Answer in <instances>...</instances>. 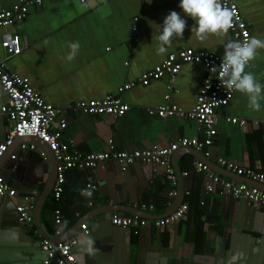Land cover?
<instances>
[{
	"label": "crops",
	"instance_id": "crops-1",
	"mask_svg": "<svg viewBox=\"0 0 264 264\" xmlns=\"http://www.w3.org/2000/svg\"><path fill=\"white\" fill-rule=\"evenodd\" d=\"M16 1L0 0V11L12 7ZM179 3L180 0H96L84 4L79 0H44L41 6L30 7L22 22L0 28V41L3 34H17L24 46L19 56L7 61V68L28 78L44 101L62 110L61 116L67 121L63 135L83 153L106 151L110 140L118 150L127 152L155 145L166 147L183 137L202 140L204 133L196 121L176 116L160 118L148 113V109L167 103L166 94H170L171 104L188 111L193 109L206 77L201 64L183 65L173 80L164 77L147 86L138 81L143 71L159 65L169 54L191 48L223 56L224 44L232 41L230 30L224 37L198 40L191 32L194 21L183 16ZM238 6L251 37L264 40V0H238ZM171 11L181 14L187 26L183 39H174L172 47L158 54V25ZM74 42L79 43V49L69 60L72 51L69 45ZM258 52L246 71L264 84V49ZM3 58L0 48V60ZM132 81L137 85L123 94L130 109L121 118L88 115L74 109L78 102L117 94L118 87ZM6 100L0 86V108ZM260 103L261 110L253 111L248 107L247 96L236 91L229 105L218 108L216 134L209 149L211 157H205L202 152L198 155L191 148L178 150L174 159L181 179L176 176L175 185L166 179V167L159 164L135 162L123 170L110 160L94 169L69 170L61 201L62 239L48 233V225L49 228L54 225V211L49 209L54 203L52 189L40 213L43 231L56 239L51 241L52 245L77 238L79 242L73 253L78 264H264V210L255 207L252 211L245 199H235L220 191L208 193L206 185L210 179L194 171L196 160L205 164L208 160L212 171L219 174L222 167L217 158L224 157L241 167L264 172L261 125L264 100ZM229 117L244 119L246 125L229 123L226 120ZM8 128V119L0 114V144L5 141ZM25 140L35 143L37 149L22 151L20 142L16 141L0 161V174L16 189L12 201L8 197L3 201L0 264H39L42 255L38 229L17 225L13 208L28 205L29 190L42 191L43 181L52 171L51 182L54 180L56 161L43 143ZM12 154L16 159H11ZM170 159L171 162L173 156ZM186 171L190 174L183 176ZM231 174L233 177L219 175L240 181V176ZM86 183L95 185L90 199L81 192ZM89 200L92 206L88 205ZM181 200L189 205L186 219L169 229H151L149 225L138 231L121 229L119 233L111 217L122 212L104 210L108 205L139 210L137 206L144 203L155 208L153 212L143 211L147 215L144 218L150 214L153 218L170 212ZM83 222L88 225L89 233L79 227ZM87 240L93 242L94 255L85 251ZM118 242L120 246L114 253Z\"/></svg>",
	"mask_w": 264,
	"mask_h": 264
},
{
	"label": "built area",
	"instance_id": "built-area-1",
	"mask_svg": "<svg viewBox=\"0 0 264 264\" xmlns=\"http://www.w3.org/2000/svg\"><path fill=\"white\" fill-rule=\"evenodd\" d=\"M43 1L17 0L12 7L1 10L0 28L11 27L16 23L22 22L28 16L30 7L41 6ZM79 1L84 4L96 0ZM221 3L234 10L233 27L229 29L232 41L243 42L251 38L250 28L240 11L238 0H221ZM134 28L136 27L134 26ZM0 48L4 54V58L0 60V86L7 97L6 103L0 108V114L4 115L9 121L6 139L0 144V161L18 139H22L19 146L22 151L33 152L37 149L36 144L27 142L26 138H37L41 143L46 144L56 161V178L52 187V199L56 204H59L62 200L66 174L69 170L84 171L94 169L99 164L110 160L116 161L123 170L135 162L163 165L166 167V179L175 185L177 178L170 158L178 150L190 148L197 152H202L205 157H211L209 149L216 134L214 129L216 110L229 105L236 92L235 89L223 88L220 85L219 66L223 56L208 51H195L191 48L181 49L169 54L159 65L143 71L138 81L141 85L147 86L151 81L160 80L164 77L173 80L183 65L188 63L201 64L206 71V77L204 84L199 89L193 109L188 111L178 105L171 104L170 94H166L164 99L167 103L148 109V113L152 116L157 115L160 118L176 116L194 120L204 133V139L183 137L166 147L155 145L150 149H136L131 152L118 150L113 140H110L106 151L83 153L75 146L72 140L66 139L63 135L67 127V121L61 116L62 110L52 103L44 101L31 86L28 78L22 77L7 68V61L23 52L22 38L17 34H3ZM212 67H216V70L212 71ZM136 85L135 81L125 83L118 87L117 94H108L100 100L78 102L74 109L88 115L121 118L130 109V106L123 100V94ZM226 120L240 127L246 125V121L238 117H229ZM256 122L258 123V121ZM261 125L264 127V122ZM11 159H16V155L12 154ZM217 162L220 167L225 168L228 172L249 181L236 182L227 179L212 171L203 161L196 160L194 171L203 173L210 179V183L206 185V191L214 193V191L219 190L221 193L235 199H245L250 205L261 207L264 210V190L251 184H264V172L241 167L236 162L224 157H218ZM189 174L190 172L186 171L183 176H188ZM94 191L95 185L93 183H86L81 189L82 194L89 199L94 195ZM15 192L16 189L10 186L0 174V208L3 204V199L5 197H13ZM87 192H90L91 195H86L85 193ZM170 194L173 195L174 193ZM187 194L189 195L190 192H187ZM33 197L28 198L30 200L28 205H18L16 207V211L19 214V222L28 230L35 228ZM201 204H204V202ZM88 205H93L92 200H89ZM137 208H140L139 210L142 212H153L155 210L153 205L144 203L138 205ZM188 210L189 205L182 203L173 213L158 218H144L139 215L125 216L123 213H114L111 217V223L121 229H134L136 231L147 228L150 224H153L156 229H169L174 224L186 219ZM54 226L55 230L52 237H62V212L60 208L54 210ZM80 228L84 233H89L88 225L85 222L81 223ZM78 242V239L73 237L58 241L52 245L51 241L42 238L40 247L44 257L41 264H78L73 253V249L78 245Z\"/></svg>",
	"mask_w": 264,
	"mask_h": 264
},
{
	"label": "clouds",
	"instance_id": "clouds-1",
	"mask_svg": "<svg viewBox=\"0 0 264 264\" xmlns=\"http://www.w3.org/2000/svg\"><path fill=\"white\" fill-rule=\"evenodd\" d=\"M179 8L183 16L194 21L191 32H194L197 39L205 41L210 36L224 37L229 29L233 27L234 10L224 6L221 0H180ZM187 26L186 19L176 11H171L163 20L159 35L157 53L164 54L168 48L172 47L173 40L183 39V34ZM71 53L67 57L72 60L79 49V43L74 42L69 45ZM224 55L219 66V82L223 88L235 89L247 96L248 107L253 111L261 110V100H264V84L258 82L253 73L247 72L246 68L251 66V62L259 55L258 50L264 49V40L251 37L243 42L228 41L223 46ZM212 71L216 67L211 68ZM91 195L90 192L85 193ZM87 248L85 251L94 255L92 241H85ZM83 257H81V260Z\"/></svg>",
	"mask_w": 264,
	"mask_h": 264
},
{
	"label": "water",
	"instance_id": "water-1",
	"mask_svg": "<svg viewBox=\"0 0 264 264\" xmlns=\"http://www.w3.org/2000/svg\"><path fill=\"white\" fill-rule=\"evenodd\" d=\"M26 139H36V140H38L37 138H33V137H31V138H26ZM39 141V140H38ZM17 142H22V139H18L17 140ZM40 142V141H39ZM41 143V142H40ZM43 145H45V147L47 148V145L46 144H43ZM193 150V149H192ZM195 151V150H194ZM51 154H52V152H50ZM194 153H196V154H198V155H201L199 152H194ZM53 155V154H52ZM175 155H176V153L173 155V159H172V161H171V165L173 166V168H174V170H175V173H176V176H177V178L180 180L181 179V172H180V170H179V168H178V166H177V164H176V161H175ZM203 158L204 159H207V158H205L204 156H203ZM207 162H208V164H211L208 160H206ZM207 164V165H208ZM209 166V165H208ZM55 167H56V165H55ZM153 169H155V168H153ZM218 170V169H217ZM51 174H53V171L51 172ZM51 174L50 175H47V178L46 179H44V186L42 187L43 188V190L42 191H40L39 193H38V190H36V189H33V188H31L30 190H29V192H28V194H29V197L28 198H32L33 196V200H34V203H35V208H34V211H33V218H34V225H35V227L38 229V231H39V234L41 235V237L42 238H45V239H47V240H49V241H55L56 239H53V238H50L44 231H43V229H42V227H41V222H40V213H41V209H42V206H43V204H44V202L46 201V198H47V196H48V193L51 191V189H52V187H53V184H54V181H55V178H56V173H55V177H54V180L51 182ZM219 174H221V175H223V176H226V177H233V174H231V173H229V172H226L224 169H222V168H219ZM237 177H239V176H237ZM240 178V181H245V182H248L249 180L248 179H244L243 177H239ZM49 184H50V186H49ZM252 185H256V186H258L260 189H262V190H264V184H258V183H251ZM50 194V193H49ZM40 195V196H39ZM38 196H39V198H38ZM7 199V197H5L4 199H3V201L4 200H6ZM8 199H12L11 197H8ZM7 201V200H6ZM12 201V200H11ZM30 201V200H29ZM246 202H247V200H245ZM181 203H182V200L181 201H179L178 203H177V205L174 207V209L173 210H171L170 212H168V213H165L164 215H155V217H153V218H158V217H164V216H166V215H168V214H171V213H173L180 205H181ZM248 203V202H247ZM250 206V208L252 209V211H254L255 210V206H253V205H249ZM2 207H3V204H2V206H1V208H0V216H1V213H2ZM16 207H17V205H15L14 206V210H15V213H16V219H17V225H20V227H24V226H22L21 225V223L19 222V214L17 213V211H16ZM104 210H107V211H120V212H122L125 216H130V215H139V216H142V217H147V215H145L144 214V212H141L140 210H137V209H133V208H131L130 206H116V205H108V206H105V209ZM152 216L153 215H151L150 214V217L149 218H152ZM175 225H178V224H174L172 227H175ZM114 226V225H113ZM0 227H3L2 225L0 226ZM80 227V226H79ZM116 229H118L120 232L119 233H122L121 232V228H119V227H116V226H114ZM150 228L151 229H153L154 228V226H153V224H150ZM27 229V228H26ZM125 230H131V229H124V231ZM21 232H25L24 230H22L21 229ZM60 239H62L61 237H59ZM52 243V242H51ZM54 243V242H53ZM120 243L121 242H118V243H116V246H115V249H114V253H117V251H118V248H119V246H120ZM39 245H40V243H39ZM40 250H41V247H40ZM41 252H42V250H41ZM42 255H41V257H40V260H39V264H41V261H42V258L44 257V253L42 252L41 253Z\"/></svg>",
	"mask_w": 264,
	"mask_h": 264
},
{
	"label": "trees",
	"instance_id": "trees-1",
	"mask_svg": "<svg viewBox=\"0 0 264 264\" xmlns=\"http://www.w3.org/2000/svg\"><path fill=\"white\" fill-rule=\"evenodd\" d=\"M217 191H219V190H216L215 193H218ZM62 200H63V195H62ZM62 204H63L62 202H60L59 204H56V203L52 202L51 206L49 207V209L52 210V211H54L56 208L62 209ZM64 219H65V217L63 216V225H64V222H65ZM71 224H72V222H70L68 225L70 226ZM54 230H55V226L54 225L51 226L50 228H49V225H48V233H49V235H53L54 234Z\"/></svg>",
	"mask_w": 264,
	"mask_h": 264
}]
</instances>
